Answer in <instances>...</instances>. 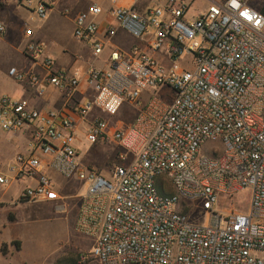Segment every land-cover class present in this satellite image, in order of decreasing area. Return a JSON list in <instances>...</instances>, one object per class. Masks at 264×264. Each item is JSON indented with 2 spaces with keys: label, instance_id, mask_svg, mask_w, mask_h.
<instances>
[{
  "label": "built area",
  "instance_id": "built-area-1",
  "mask_svg": "<svg viewBox=\"0 0 264 264\" xmlns=\"http://www.w3.org/2000/svg\"><path fill=\"white\" fill-rule=\"evenodd\" d=\"M56 1L12 0L28 21L44 19ZM192 1L89 2L70 18L87 50L80 66H55L23 24L29 65L6 74L33 98L0 95V131L25 140L0 164V187L21 181L15 201L56 202L61 213L46 171L75 180L72 229L91 241L80 261L264 264V0H203L189 15ZM118 33L131 38L126 48L112 43ZM49 93L56 105L37 106ZM123 105L130 121L113 119ZM79 141L113 145L114 162L105 171L85 163ZM242 189L244 212L221 205ZM182 203L204 220H190Z\"/></svg>",
  "mask_w": 264,
  "mask_h": 264
},
{
  "label": "rangeland",
  "instance_id": "rangeland-1",
  "mask_svg": "<svg viewBox=\"0 0 264 264\" xmlns=\"http://www.w3.org/2000/svg\"><path fill=\"white\" fill-rule=\"evenodd\" d=\"M93 1L101 5L102 8L111 4L110 0H63V5H66L68 10L67 17L58 14L57 10L53 9L56 12L52 10L53 13L50 17L49 12H47L42 20L28 21L26 18L25 23L33 30L37 24L41 26L44 22L41 39L45 42L46 51L51 54L57 64L80 66L86 63L87 50L72 37L69 15L70 11L85 9L89 2ZM153 1L137 0V6L140 7L144 4L150 6ZM128 2V0H115V3L123 5H127ZM204 6L203 0H193L188 8V14L190 15ZM14 8L19 15L28 17L29 13L24 8L18 5H14ZM106 19L110 20L109 18ZM104 21L102 16L97 19L98 29ZM131 41L130 37L122 33L116 34V37L112 39V43L121 48H126ZM72 52L77 53L79 58L72 60L69 55L65 56V54ZM93 63L97 66L100 65L99 60H94ZM35 102L37 106L42 105L39 100ZM122 111L126 115H123ZM133 115L134 113L123 105L121 111L113 119H122L127 122L132 119ZM6 138L0 137V142L2 143L3 154L9 158L7 164L16 152L25 150V140L11 136L9 140ZM76 145L82 160L100 171L107 170L114 162L117 148L113 145H93L90 148V144L81 141L77 142ZM46 173L61 197L58 202L65 204L64 212L60 213L55 210L54 204L56 202L18 203L15 201V196L23 184L21 181L15 182L9 187H0L1 191L6 190L4 194L7 196L4 197L5 206L0 201V264H97L90 257L84 261L79 260V255L87 252L91 241L76 234L72 229L77 209L76 194L80 189L79 184L75 180L63 179L52 170H47ZM167 191L172 192V188L168 187ZM248 200V190L242 189L230 198L221 199V205H228L232 202L234 207L244 212ZM179 209L188 214V218L194 222L204 220V213L198 208H194L192 204L182 203Z\"/></svg>",
  "mask_w": 264,
  "mask_h": 264
},
{
  "label": "crops",
  "instance_id": "crops-1",
  "mask_svg": "<svg viewBox=\"0 0 264 264\" xmlns=\"http://www.w3.org/2000/svg\"><path fill=\"white\" fill-rule=\"evenodd\" d=\"M128 1L129 2L127 5H130L131 0ZM14 5L15 4L12 2V0H0V21L4 25V31L0 35V95L6 94L14 98L22 97V98L32 99L33 97L31 90L30 88H28V86L25 83H16L6 74L7 69L11 66H14L16 68H26L29 65V63L21 53L25 40L23 36V24L25 23L27 17H23L19 15V13L16 12L15 10ZM63 8H67L66 5H63V0H57L49 10V14H48L49 17L52 15L53 12L51 11L53 9L57 10L58 14L61 15V11ZM75 12L70 11L69 21ZM42 25L38 26L37 24L33 30V36L38 40H42L41 37L43 34L41 31L42 28H44V22ZM99 30L100 31L102 30V26L99 28ZM66 55H69V58L70 59L72 58V60H74L75 56H77L78 54L72 52L71 54H65V56ZM53 63L55 66L62 65V64H57L54 58H53ZM47 95L48 96L44 100H39L40 102H42L41 107H49L51 105H56L52 97V93H49ZM0 135H2L0 136L1 138L7 137L6 140L7 139L9 140L10 136L20 137L21 140H24L23 135L18 132L10 133V132L0 131ZM8 160L9 158L3 154L2 143L0 142V164L5 165L6 162H8ZM5 192L6 190L4 191L0 190V201L3 206H5L4 197L5 198L7 197L4 194Z\"/></svg>",
  "mask_w": 264,
  "mask_h": 264
},
{
  "label": "trees",
  "instance_id": "trees-1",
  "mask_svg": "<svg viewBox=\"0 0 264 264\" xmlns=\"http://www.w3.org/2000/svg\"><path fill=\"white\" fill-rule=\"evenodd\" d=\"M184 212V211H183ZM9 217V216H8Z\"/></svg>",
  "mask_w": 264,
  "mask_h": 264
}]
</instances>
